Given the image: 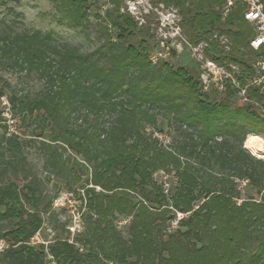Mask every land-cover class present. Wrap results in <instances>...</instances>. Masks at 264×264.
Returning a JSON list of instances; mask_svg holds the SVG:
<instances>
[{
  "label": "trees",
  "instance_id": "1",
  "mask_svg": "<svg viewBox=\"0 0 264 264\" xmlns=\"http://www.w3.org/2000/svg\"><path fill=\"white\" fill-rule=\"evenodd\" d=\"M51 1L70 26L90 24L95 1ZM123 1L110 0L113 8L95 14L102 41L92 51L58 40L52 30L17 31L0 22V61L43 82L33 97L9 95L12 114L40 121L38 136L51 129L42 139L47 164L63 165L59 148L70 149L76 157L67 158V169L77 176L75 163L87 175L82 229L68 228L72 237L48 246L32 238L40 235L44 212L55 213L59 194L43 203L31 183L0 182V223L13 224L0 230L9 243L0 264H47L48 255L57 264H264V159L245 145L250 134L264 136V86L249 84L264 48L250 45L255 28L244 5L223 20L226 0H159L178 10L192 43H209L210 58L239 66L249 101L234 105L237 89L213 97L198 66L194 72L153 64L149 41H131L142 27ZM7 94L0 87V97ZM161 117L178 132L168 144L157 136ZM6 142L22 145L16 133ZM124 220L127 237L117 223Z\"/></svg>",
  "mask_w": 264,
  "mask_h": 264
},
{
  "label": "rangeland",
  "instance_id": "2",
  "mask_svg": "<svg viewBox=\"0 0 264 264\" xmlns=\"http://www.w3.org/2000/svg\"><path fill=\"white\" fill-rule=\"evenodd\" d=\"M94 3L90 4L89 19L90 24L86 27H73L68 23V19H61V14L55 3L51 0H0V22H6L7 28L23 30H52L54 35L60 41H66L76 45L82 51H92L101 44V35L96 13L104 16L106 10H101L103 0H91ZM140 0L138 11L144 15V21L138 22L142 28L137 32L136 36L131 37L132 42L138 39L145 38L149 41L148 53L156 45L160 39L163 28L161 11L166 14L169 9H163L159 0ZM126 0L123 1V9L127 11ZM114 7L111 4L108 9ZM170 7V6H167ZM162 9V10H161ZM129 13V12H128ZM131 14V13H130ZM165 17V16H164ZM136 19V18H134ZM137 20V19H136ZM138 21V20H137ZM186 34V33H185ZM188 37V35L186 34ZM164 62V61H163ZM170 65L177 67L183 65L190 70L197 72V64L191 58L188 50H185L179 56L167 61ZM7 87L8 100L10 94H16L21 98L33 97L42 88L43 82L35 73L27 74L16 67L4 65L0 61V87ZM213 97L222 99L223 92L214 91ZM234 105L240 103L239 97L232 100ZM10 104H3L0 97V182L8 183L16 182L20 187L27 183L33 184L38 194L42 196L43 203L50 200L54 194L58 193L59 197L54 200L52 210L55 213L51 214L44 212L45 222L41 229L39 238L44 241L45 245L54 241L58 237L70 236L68 228L80 230L83 227L81 215L86 214L83 196V184L87 177L83 169L74 163V169L78 171L80 179L73 174V171L67 169V158L76 155L70 149L59 148L62 153L63 165L61 162L55 167L47 164L48 152L42 145V139L48 140L51 129L48 128L44 136H38L41 129L38 124L40 121H32L29 119L24 122L23 114L17 113L13 115ZM7 126V127H6ZM186 129V126L184 127ZM192 131V130H189ZM6 132V133H5ZM11 133L19 135L22 140L21 147H14L6 142V137ZM178 135L177 130L172 127L167 119L160 118L159 130L157 136L164 144L172 142L173 138ZM263 138L264 136L261 135ZM246 145V144H245ZM257 155V154H256ZM264 159V155H257ZM159 172L156 178L160 181L161 175ZM166 179V176H163ZM243 187V186H242ZM74 191V192H72ZM247 193V189L242 191ZM27 207H31L26 203ZM183 217L179 213L177 219L172 225H176L178 220ZM118 227L122 230L125 237L127 234V221H118ZM13 224L5 221L0 223L2 234L5 233ZM173 228V227H172ZM169 229V228H168ZM73 232V230H71ZM74 233V232H73ZM6 242V238L0 239V242ZM9 244V243H8ZM47 250V249H46ZM85 251V250H84ZM47 264H57L50 255L47 257Z\"/></svg>",
  "mask_w": 264,
  "mask_h": 264
},
{
  "label": "built area",
  "instance_id": "3",
  "mask_svg": "<svg viewBox=\"0 0 264 264\" xmlns=\"http://www.w3.org/2000/svg\"><path fill=\"white\" fill-rule=\"evenodd\" d=\"M151 0H149V3ZM127 11L138 20V22L144 21V15L138 11V4L140 0H126ZM241 2L244 5V17L247 19L255 28V35L250 40V45L255 50H260L264 48V2L263 0H226L222 7V19L225 20L231 10ZM111 5L110 0H103L101 4V10H107ZM163 9H169V11L164 14L161 11L162 35L156 45L149 52V59L153 64L159 62L168 61L174 56H179L188 50L191 58L195 61L199 69V75L203 90L224 92L227 90L228 86L237 89L238 97L241 102L249 101L247 96V85L242 86L238 80L236 74H240V68L237 64L229 63L220 64L219 62L213 60L207 55V48L209 43L205 40L199 41L198 43H192L186 36L184 29L181 25V16L178 10L172 6L167 7L163 2L161 3ZM125 10V9H123ZM162 10V9H161ZM105 14V13H104ZM165 16V17H164ZM214 37L219 39L221 43L228 42V38L225 34H219L218 32L214 34ZM229 48L228 46H226ZM254 74L249 78V84L252 85H262L264 86V55L258 57L254 64ZM2 103L9 104L6 96H2ZM127 220H124L126 222ZM73 232L76 229H72ZM39 238V234H36L32 238V242H37L36 239ZM9 244L2 241L0 242V251L8 247Z\"/></svg>",
  "mask_w": 264,
  "mask_h": 264
},
{
  "label": "bare ground",
  "instance_id": "4",
  "mask_svg": "<svg viewBox=\"0 0 264 264\" xmlns=\"http://www.w3.org/2000/svg\"><path fill=\"white\" fill-rule=\"evenodd\" d=\"M246 147L257 155H264V138L258 134H250L246 141Z\"/></svg>",
  "mask_w": 264,
  "mask_h": 264
}]
</instances>
